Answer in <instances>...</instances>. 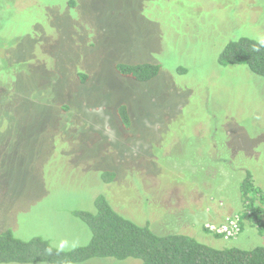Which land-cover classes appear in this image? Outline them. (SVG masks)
Returning a JSON list of instances; mask_svg holds the SVG:
<instances>
[{"label": "rangeland", "instance_id": "obj_1", "mask_svg": "<svg viewBox=\"0 0 264 264\" xmlns=\"http://www.w3.org/2000/svg\"><path fill=\"white\" fill-rule=\"evenodd\" d=\"M244 36L264 41V0H0V231L86 245L74 212L103 194L157 234L264 245L243 218L232 237L206 226L243 210L246 171L264 191V77L218 62ZM119 63L159 72L139 81Z\"/></svg>", "mask_w": 264, "mask_h": 264}, {"label": "trees", "instance_id": "obj_2", "mask_svg": "<svg viewBox=\"0 0 264 264\" xmlns=\"http://www.w3.org/2000/svg\"><path fill=\"white\" fill-rule=\"evenodd\" d=\"M218 62L224 66L245 64L253 73L264 77V41L246 36L232 40L220 52ZM116 70L124 76L148 81L157 75L159 65L119 63ZM118 113L128 125L127 108L120 106ZM240 199L243 202V210L238 215L240 230L243 218L259 234H264V191L254 183L249 171L240 183ZM74 215L90 230L86 245L64 250L43 237L24 240L10 230H3L0 231V264H74L96 257L135 258L141 260V264H264V245L249 249L215 248L188 234H157L148 224L140 225L121 215L103 194L95 199L93 212L75 211ZM203 231L210 233L205 228Z\"/></svg>", "mask_w": 264, "mask_h": 264}, {"label": "built area", "instance_id": "obj_3", "mask_svg": "<svg viewBox=\"0 0 264 264\" xmlns=\"http://www.w3.org/2000/svg\"><path fill=\"white\" fill-rule=\"evenodd\" d=\"M207 228L214 230V233L223 235L225 237H232L236 235L239 230V216L231 217L228 221L224 222L220 227H213L210 224L206 225Z\"/></svg>", "mask_w": 264, "mask_h": 264}, {"label": "crops", "instance_id": "obj_4", "mask_svg": "<svg viewBox=\"0 0 264 264\" xmlns=\"http://www.w3.org/2000/svg\"><path fill=\"white\" fill-rule=\"evenodd\" d=\"M214 217H217V216H214ZM218 220H220V218Z\"/></svg>", "mask_w": 264, "mask_h": 264}]
</instances>
